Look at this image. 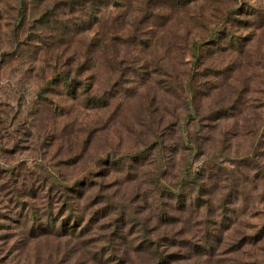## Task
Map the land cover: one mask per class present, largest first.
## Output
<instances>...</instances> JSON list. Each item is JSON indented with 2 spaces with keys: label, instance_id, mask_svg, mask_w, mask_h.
Masks as SVG:
<instances>
[{
  "label": "rangeland",
  "instance_id": "374dc122",
  "mask_svg": "<svg viewBox=\"0 0 264 264\" xmlns=\"http://www.w3.org/2000/svg\"><path fill=\"white\" fill-rule=\"evenodd\" d=\"M0 264H264V0H0Z\"/></svg>",
  "mask_w": 264,
  "mask_h": 264
}]
</instances>
